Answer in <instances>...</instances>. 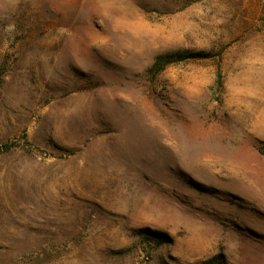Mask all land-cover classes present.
<instances>
[{
	"label": "rangeland",
	"instance_id": "obj_1",
	"mask_svg": "<svg viewBox=\"0 0 264 264\" xmlns=\"http://www.w3.org/2000/svg\"><path fill=\"white\" fill-rule=\"evenodd\" d=\"M0 264H264V0H0Z\"/></svg>",
	"mask_w": 264,
	"mask_h": 264
},
{
	"label": "trees",
	"instance_id": "obj_2",
	"mask_svg": "<svg viewBox=\"0 0 264 264\" xmlns=\"http://www.w3.org/2000/svg\"><path fill=\"white\" fill-rule=\"evenodd\" d=\"M197 56H201V55L200 54L188 55L187 53H176V54H170L166 56H160L156 62V66H158L161 62L165 61V59H168L167 60V64H168L172 62H181L188 58L197 57Z\"/></svg>",
	"mask_w": 264,
	"mask_h": 264
}]
</instances>
